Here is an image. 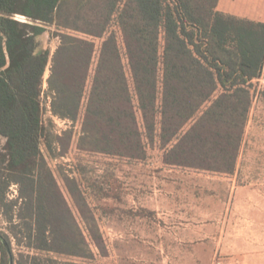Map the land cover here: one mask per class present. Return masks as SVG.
<instances>
[{"label": "trees", "instance_id": "1", "mask_svg": "<svg viewBox=\"0 0 264 264\" xmlns=\"http://www.w3.org/2000/svg\"><path fill=\"white\" fill-rule=\"evenodd\" d=\"M192 0H0V215L19 217L28 264H92L95 253L83 233H60L52 219L62 198L42 151L46 136L42 91L49 50L40 51L47 26L61 33L49 78L53 114L80 113L96 38H104L84 117L97 150L135 158L159 140L167 164L233 173L252 106L253 81L264 70V22ZM19 15L24 19H20ZM117 16L126 58L110 29ZM162 38L164 46L162 49ZM131 77V78H130ZM19 184L22 205L8 190ZM59 193V196L57 195ZM0 264H17L9 234L1 233ZM90 238L101 249L102 234ZM21 240L19 239V243ZM78 256L82 263L44 255Z\"/></svg>", "mask_w": 264, "mask_h": 264}, {"label": "rangeland", "instance_id": "2", "mask_svg": "<svg viewBox=\"0 0 264 264\" xmlns=\"http://www.w3.org/2000/svg\"><path fill=\"white\" fill-rule=\"evenodd\" d=\"M192 1L203 12L210 6V0ZM110 29L116 32L130 75L117 16ZM61 33L83 36L57 24L40 36V51L50 52L42 91V151L62 194L52 209V219L59 220L53 229L76 240L86 235L95 253L88 260L92 264H264V70L253 81L252 106L233 173L167 164L158 139L153 144L146 140L144 158L103 153L86 134L84 117L104 38L95 39L86 97L79 116L71 120L51 110L49 78ZM161 43L163 49V38ZM8 196L17 201L18 215L19 184L10 186ZM19 221L18 216L12 223L0 215V233L11 237L17 264H28L21 254L34 251L27 247ZM91 232L102 234L101 249ZM44 255L84 262L53 251Z\"/></svg>", "mask_w": 264, "mask_h": 264}, {"label": "crops", "instance_id": "3", "mask_svg": "<svg viewBox=\"0 0 264 264\" xmlns=\"http://www.w3.org/2000/svg\"><path fill=\"white\" fill-rule=\"evenodd\" d=\"M217 9L227 14L264 22V0H219Z\"/></svg>", "mask_w": 264, "mask_h": 264}, {"label": "water", "instance_id": "4", "mask_svg": "<svg viewBox=\"0 0 264 264\" xmlns=\"http://www.w3.org/2000/svg\"><path fill=\"white\" fill-rule=\"evenodd\" d=\"M2 236V234L0 233V237ZM10 264H13V260H12V257H11V260H10Z\"/></svg>", "mask_w": 264, "mask_h": 264}, {"label": "built area", "instance_id": "5", "mask_svg": "<svg viewBox=\"0 0 264 264\" xmlns=\"http://www.w3.org/2000/svg\"><path fill=\"white\" fill-rule=\"evenodd\" d=\"M20 19H24V17H19ZM12 188V187H11ZM10 197V196H9Z\"/></svg>", "mask_w": 264, "mask_h": 264}]
</instances>
